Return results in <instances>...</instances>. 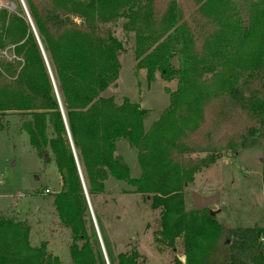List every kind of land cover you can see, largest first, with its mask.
Here are the masks:
<instances>
[{"label":"trees","instance_id":"trees-1","mask_svg":"<svg viewBox=\"0 0 264 264\" xmlns=\"http://www.w3.org/2000/svg\"><path fill=\"white\" fill-rule=\"evenodd\" d=\"M25 2L65 118L28 17L16 14L0 16V44L10 39L22 60H0V115H30L22 130L31 146L41 155L48 149L53 154L63 184L54 206L61 225L71 231L74 264L106 261L93 227V233L87 229L90 212L70 137L92 202L112 177L133 187L129 193L151 196V208L160 210L157 242L172 249L180 238L183 242L186 262L175 258L173 264H264V225L228 227L206 208L188 211L183 193L196 173L227 153L264 149V0L253 5L247 25L218 10L230 0H187L185 21L186 11L174 0ZM123 17L129 21L123 30L136 32L135 59L148 83L156 72L167 82L178 80L168 107L149 130L145 109L127 98L117 105L114 97L103 96L119 80L125 46L115 29ZM254 41L255 49L243 59L242 51ZM202 51L231 76L211 97L198 85L196 60ZM182 109L197 118L189 132L172 122ZM120 140L139 151V178H132L115 155ZM29 233L25 225L0 218V264H62L42 245L31 247ZM117 261L146 264L135 249Z\"/></svg>","mask_w":264,"mask_h":264},{"label":"rangeland","instance_id":"rangeland-1","mask_svg":"<svg viewBox=\"0 0 264 264\" xmlns=\"http://www.w3.org/2000/svg\"><path fill=\"white\" fill-rule=\"evenodd\" d=\"M144 1L135 0L138 5ZM174 1L178 9L186 11L187 0ZM230 1V5L219 6L218 10L241 17L247 25L252 7L258 0ZM184 13L182 20L185 21L190 12ZM2 14L7 18L12 14L26 16L21 0H0V16ZM126 22H129L128 18H121L115 29L117 38L125 46V51L119 57V80L103 96L114 97L117 105H121L127 98L145 109L147 114L144 128L149 130L168 107L178 80L167 82L156 72L155 81L148 83L145 68L139 66L135 59L136 32L123 30ZM140 24L137 22L138 27ZM255 46L256 41L250 43L242 51L241 57L244 59ZM206 53L202 51L196 60L201 70L198 85L207 97H211L231 76L229 69L209 60ZM0 60L22 61L17 57L10 39L0 44ZM30 119V115L26 114L0 115V218L28 227L31 247L42 245L46 254L58 258L60 263L74 264L69 246L71 231L61 225L54 206V196L63 189L60 173L51 150L48 149L47 156L39 154L31 146L29 135L22 130V124ZM196 121L195 114L191 117L185 109L180 110L172 120L176 125L174 127H182L188 132L193 129ZM116 145L115 155L129 167L132 178H139L142 173L138 161L139 151L128 140H120ZM194 176V181L186 183L183 191L188 211L194 210L193 192L203 196L220 193V203L206 208L215 212L219 223L234 228L264 225V149L243 150L237 156L227 153L210 168ZM133 189L112 177L105 182L104 193L96 195L93 202L90 199L92 209L95 207L97 212L95 218L110 264H118L119 254L132 249L137 250L146 264H173L175 258L185 263L182 239L177 240L175 249L157 242V233L161 230L160 210L151 208V196L129 193ZM92 227L94 229L90 213L87 219L90 233H93ZM94 232L100 245L96 229ZM262 240L264 242V236ZM100 249L104 258L101 245Z\"/></svg>","mask_w":264,"mask_h":264},{"label":"water","instance_id":"water-1","mask_svg":"<svg viewBox=\"0 0 264 264\" xmlns=\"http://www.w3.org/2000/svg\"><path fill=\"white\" fill-rule=\"evenodd\" d=\"M21 2H22V5H23V8L25 10L26 16L28 17V20H29V22L31 24L33 33H35V35L37 37V40H38L40 49H42V52H43V55H44V58H45L46 65H48V68H49L51 80L53 81V84H54V87H55L56 96H57V98L59 100V103L61 105V99L59 98V95H58V92H57L56 82L54 81V78H53V75H52V71H51V67L48 64V60H47V57H46L45 50L43 49V47L41 45V42H40L38 33L35 30V27H34V24H33V20H32V17L30 16V14L28 12V8H27V5L25 3V0H21ZM61 110H62V114L64 115V118H65V114L63 113L62 105H61ZM70 142H71V147L73 148V154H74V157H75V161H76L77 166H78V171H79V174H80V179H82V184H83V188H84V194H85L86 199H87V204H88L89 212L91 213V218H92V221H93V226H94V229H96V232H97V235H98V238H99V244L102 247V251H103V255H104V260L106 261V264H110V262L107 259V255H106V251H105V246L103 245L101 233H100V230H99L98 225H97V222H96L95 213L93 212V209H92V206H91L90 197L88 196V193H87V190H86L85 181H84V179L82 177V173H81L80 163H78L77 156H76V151H75V148L73 147L71 137H70ZM47 155H48V153H46V156ZM220 196H221L220 193H216L215 195H211V196H203L200 193H198V192L195 191V192L192 193V199L194 201L193 209L203 210L205 208H208L209 206L218 205L220 203ZM211 214L214 215L215 212L212 211Z\"/></svg>","mask_w":264,"mask_h":264},{"label":"crops","instance_id":"crops-1","mask_svg":"<svg viewBox=\"0 0 264 264\" xmlns=\"http://www.w3.org/2000/svg\"><path fill=\"white\" fill-rule=\"evenodd\" d=\"M220 201H221V196H220Z\"/></svg>","mask_w":264,"mask_h":264},{"label":"built area","instance_id":"built-area-1","mask_svg":"<svg viewBox=\"0 0 264 264\" xmlns=\"http://www.w3.org/2000/svg\"><path fill=\"white\" fill-rule=\"evenodd\" d=\"M47 192H49V190H47Z\"/></svg>","mask_w":264,"mask_h":264}]
</instances>
